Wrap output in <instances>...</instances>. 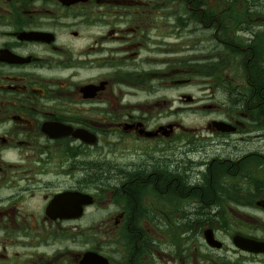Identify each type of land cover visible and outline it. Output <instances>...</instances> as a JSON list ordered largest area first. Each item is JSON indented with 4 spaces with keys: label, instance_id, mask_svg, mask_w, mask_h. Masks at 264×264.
Listing matches in <instances>:
<instances>
[{
    "label": "flooded vegetation",
    "instance_id": "flooded-vegetation-1",
    "mask_svg": "<svg viewBox=\"0 0 264 264\" xmlns=\"http://www.w3.org/2000/svg\"><path fill=\"white\" fill-rule=\"evenodd\" d=\"M0 264H264V0H0Z\"/></svg>",
    "mask_w": 264,
    "mask_h": 264
}]
</instances>
